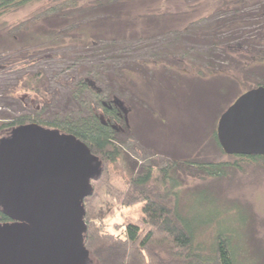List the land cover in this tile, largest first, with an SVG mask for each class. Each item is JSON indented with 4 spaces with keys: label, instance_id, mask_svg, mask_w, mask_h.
<instances>
[{
    "label": "trees",
    "instance_id": "1",
    "mask_svg": "<svg viewBox=\"0 0 264 264\" xmlns=\"http://www.w3.org/2000/svg\"><path fill=\"white\" fill-rule=\"evenodd\" d=\"M43 1L50 2L51 8L38 14L32 24L20 25L17 33L3 37L0 54L3 50H10L11 54L20 52L31 65L39 62L38 57L45 58V55L40 56L42 53L49 55L61 49L66 39H71L83 42L85 48L99 45L101 55L109 58L98 55V60L92 59V66L83 72L86 79L80 77L66 86L71 100L78 104L76 111L61 118L57 114L49 116L50 111L44 106L20 116L1 117L0 140L17 127L35 123L76 136L103 161V175L92 181L94 193L84 200L88 225L85 246L90 252V264H249L238 251L240 245H235V233L224 229L219 218L200 221L182 214L179 163L134 165L128 160L126 142L121 136L128 129L130 93L124 90L121 81L133 68L143 76L154 77L155 72L148 68L153 65L162 69L158 71L159 76L170 89L195 86L199 82L206 85L204 89L218 88L216 85L222 83L226 86V82L218 79L226 72L220 63L234 61L242 65V71L263 78V74L257 72L264 68L261 67L264 53L259 57L256 49L264 51V0H212L214 13L206 20L192 17L195 5L203 0H185L187 10L174 15L157 8L151 10L157 0H0V15ZM138 6H145L149 12L138 14L135 11ZM188 8H192V13ZM114 17L116 23L124 26L119 34L109 30L102 32L100 23L112 21ZM85 31L91 36L85 38ZM131 53L136 54L135 59ZM129 54L134 60L131 64L125 63ZM186 65H190L193 79L184 78ZM44 78L45 73L41 71L26 78L28 91L39 95ZM211 81L215 86L210 85ZM235 82L240 85V81ZM257 84L255 87L264 86L263 82ZM255 87H248L247 91ZM233 102L223 105L226 107L221 110L222 114ZM150 115H153L152 110L148 112ZM212 138L221 151L217 131ZM232 157L264 163L261 156ZM120 161L126 164L120 172L125 191L108 179L109 166ZM186 164L213 179H225L229 168L226 163L196 160ZM101 190L123 210L122 222L115 223L113 232L104 224L100 207L94 202ZM9 221L0 208V224ZM212 224L216 235L207 252V245H203L199 237L201 230Z\"/></svg>",
    "mask_w": 264,
    "mask_h": 264
},
{
    "label": "rangeland",
    "instance_id": "2",
    "mask_svg": "<svg viewBox=\"0 0 264 264\" xmlns=\"http://www.w3.org/2000/svg\"><path fill=\"white\" fill-rule=\"evenodd\" d=\"M211 2L212 0H203L195 5L196 10L193 13L192 8L188 10L193 18L198 17V20H201L199 19L201 17L206 20L214 13L215 5ZM50 4L45 1L33 3L0 15V41L4 42L3 37L17 33L20 25L29 24L38 14L51 8L52 4ZM155 8L159 11L164 10L162 13L168 12L172 15L187 10L185 0H157L154 6L151 5V10L155 11ZM135 11L138 14L149 12L145 6L141 8L138 6ZM100 24L101 28L103 26L100 29L102 32L109 30L119 34L124 27L115 22V17L112 21L107 20ZM92 27H95V24ZM84 34L85 38L91 36L88 31ZM82 45L81 41L73 42L71 39H66L61 49L49 55L42 53L40 56L45 55V58L38 57L39 62L36 61L31 65H29L31 61L22 58L24 57L22 53L11 54L8 52L10 50L7 51L8 53L3 50L0 54V118L20 116L44 106L50 111L49 116L57 114L61 118L67 113L76 111L78 104L71 100L66 86L72 85V82H76L80 77L86 79L83 72L92 66V59L98 60V55L104 59L109 58L107 55H101L98 51L101 49L99 45L95 48H85ZM256 50L261 57L260 54L264 51ZM133 51L134 47L131 48V52ZM131 55L136 54L131 53ZM128 56L129 59L125 63L131 64L134 56L133 58L130 54ZM183 61L186 64V60ZM220 64H223L226 72L217 77L226 82V86L222 83L220 86L216 85L218 88L209 89H204L206 85L200 82L195 83V86L187 85V87L182 86L183 88L170 89L159 76L158 71L162 70L161 68L148 66L155 72L154 77L149 74L143 76L141 71L133 68L126 77L123 76L124 81L121 79L124 90L130 93L127 100L130 108L127 114L128 129L122 132L121 139L126 142L128 160L134 165H144L147 162L155 166L173 161L179 163L177 175L181 181L182 214H188L190 218L195 217L200 221L219 218L224 229L235 233L233 240L236 246L240 245L238 251L247 263L264 264V163L243 161L238 157L229 156L219 150L212 138L213 132L217 131L219 118L223 112L221 110H225L226 106L223 105L233 102L239 94H244L248 87H255L259 82L264 83V68L257 72L263 74L261 78L242 71L239 62ZM184 68L186 73L184 78L193 79L190 65ZM40 71L45 73V78L39 87L38 95L28 91L25 80ZM233 80L240 81L241 86ZM91 83L98 87L94 81L91 80ZM210 83L215 86L214 81ZM223 86L225 88H222ZM145 105L147 106L144 107ZM148 110L150 113L151 110L153 111L152 116H148ZM191 160L226 163L229 165L227 177L213 179L195 167H189L186 162ZM123 166L125 167L126 164L122 161L115 166H109L108 179L113 185L125 191L124 180L121 178L123 173H120ZM127 173L128 171L126 175ZM94 202L100 207L104 224L113 232L115 223L122 222V208H118L104 190L100 191ZM201 231L199 241L207 245L206 251L209 252L216 230L212 224L205 226Z\"/></svg>",
    "mask_w": 264,
    "mask_h": 264
},
{
    "label": "water",
    "instance_id": "3",
    "mask_svg": "<svg viewBox=\"0 0 264 264\" xmlns=\"http://www.w3.org/2000/svg\"><path fill=\"white\" fill-rule=\"evenodd\" d=\"M217 138L229 156L264 158V86L222 114ZM103 161L72 134L37 124L0 140V264H90L84 200Z\"/></svg>",
    "mask_w": 264,
    "mask_h": 264
}]
</instances>
